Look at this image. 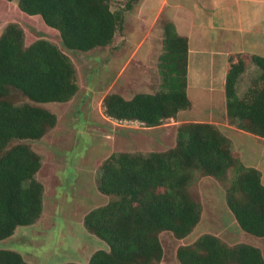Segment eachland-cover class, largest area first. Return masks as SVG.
<instances>
[{
	"label": "trees",
	"instance_id": "1",
	"mask_svg": "<svg viewBox=\"0 0 264 264\" xmlns=\"http://www.w3.org/2000/svg\"><path fill=\"white\" fill-rule=\"evenodd\" d=\"M11 1V0H7ZM141 0H17L27 15H37L57 31L60 43L38 37L25 43L20 24L7 23L0 33V240L18 226L35 223L43 211V184L36 174L42 157L26 141H38L57 124L47 103H65L79 90L77 69L65 52H87L112 45L123 34L125 15ZM158 89L130 98L116 92L102 98V112L118 122L160 126L190 107L187 96V38L170 21L162 22ZM225 80L226 117L236 128L264 138V57L236 54ZM258 69L244 93L237 82L247 65ZM209 176L224 189L227 209L241 231L264 238V183L254 166L242 162L231 139L208 122L176 125L172 147L146 153L114 151L102 160L97 191L108 200L82 218L86 231L108 248L97 249L85 264H159V234L187 236L198 224L202 207L193 191ZM180 264H264L259 247L228 244L206 232L179 245ZM0 264H30L14 250L0 248ZM61 264H81L64 262Z\"/></svg>",
	"mask_w": 264,
	"mask_h": 264
},
{
	"label": "rangeland",
	"instance_id": "2",
	"mask_svg": "<svg viewBox=\"0 0 264 264\" xmlns=\"http://www.w3.org/2000/svg\"><path fill=\"white\" fill-rule=\"evenodd\" d=\"M123 1L112 3L118 6ZM16 3L17 0H0V33L7 23L16 22L24 30L26 44L38 37L60 43L54 29L47 27L39 16L20 11ZM137 5L125 16L124 36H116L112 45L87 52L65 50L75 63L79 90L65 103L46 104L57 116L56 126L38 141H26L42 157L36 177L44 188L43 211L35 223L18 226L13 235L0 240V248L19 252L30 264H85L95 250L107 249V244L82 224L89 209L108 200L96 188L100 163L114 151H162L175 143L176 125L171 120L145 128L138 123L118 122L102 112L106 93L130 98L136 92H153L159 86L157 61L162 45L158 30L162 21L153 31L140 29L132 17ZM261 144L262 141L247 137L236 141V148L243 153L245 163L257 165L264 172ZM193 191L202 207L200 220L183 238H175L169 231L159 234L163 247L159 264H180L175 257L177 247L206 232L230 245H255L264 256V238L239 229L227 209L219 181L199 177Z\"/></svg>",
	"mask_w": 264,
	"mask_h": 264
},
{
	"label": "crops",
	"instance_id": "3",
	"mask_svg": "<svg viewBox=\"0 0 264 264\" xmlns=\"http://www.w3.org/2000/svg\"><path fill=\"white\" fill-rule=\"evenodd\" d=\"M133 13L140 29L153 31L159 21H170L177 33L187 38L186 91L190 107L168 120L173 125L182 121L216 124L231 139L235 148L231 147L242 162L261 171L264 183L261 167L245 163L243 153L236 148V141L247 137L262 141V146L264 138L229 124L225 99L230 57L233 56L232 62L236 61V54L264 57V0H141ZM125 23L126 17L119 38L124 36ZM158 32L162 39V28ZM257 74L258 69L249 63L237 82L239 96Z\"/></svg>",
	"mask_w": 264,
	"mask_h": 264
},
{
	"label": "built area",
	"instance_id": "4",
	"mask_svg": "<svg viewBox=\"0 0 264 264\" xmlns=\"http://www.w3.org/2000/svg\"><path fill=\"white\" fill-rule=\"evenodd\" d=\"M125 123H129V124L130 123H138L140 126H142L141 123H139V122H125Z\"/></svg>",
	"mask_w": 264,
	"mask_h": 264
}]
</instances>
